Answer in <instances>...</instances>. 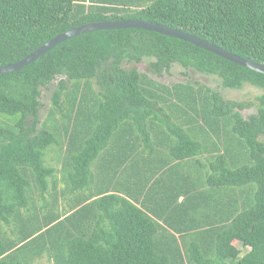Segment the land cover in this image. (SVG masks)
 Returning a JSON list of instances; mask_svg holds the SVG:
<instances>
[{"label":"trees","instance_id":"obj_1","mask_svg":"<svg viewBox=\"0 0 264 264\" xmlns=\"http://www.w3.org/2000/svg\"><path fill=\"white\" fill-rule=\"evenodd\" d=\"M114 19L264 64V0H0V66ZM174 64L184 79L163 80ZM193 73L262 92L225 99ZM42 260L264 264V73L137 27L73 35L0 73V264Z\"/></svg>","mask_w":264,"mask_h":264},{"label":"water","instance_id":"obj_2","mask_svg":"<svg viewBox=\"0 0 264 264\" xmlns=\"http://www.w3.org/2000/svg\"><path fill=\"white\" fill-rule=\"evenodd\" d=\"M127 27H137V28H143L147 30H154L156 32H159V33H162L168 36L180 38L182 40L193 43L194 45L200 46L216 55H219L225 58L226 60L232 61L236 64L252 69L254 71L264 73L263 63H259L251 59L243 58L205 39L199 38L185 31L171 28L164 24H159V23L146 21V20L144 21V20H139V19H119V20L114 19V20L92 21V22L80 24L78 26H74L72 28H69L55 35L54 37L49 39L47 42H45L44 44H42L41 46H39L38 48L30 52L23 58L15 62H12V63L1 65L0 73L17 70L27 65L28 63H30L37 57L41 56L43 53H45L48 49H50L54 45L58 44L59 42L73 35L91 31V30H97V29H113V28H127Z\"/></svg>","mask_w":264,"mask_h":264},{"label":"rangeland","instance_id":"obj_3","mask_svg":"<svg viewBox=\"0 0 264 264\" xmlns=\"http://www.w3.org/2000/svg\"><path fill=\"white\" fill-rule=\"evenodd\" d=\"M143 63L142 65H144ZM183 69L179 65H172V67L169 70V73H164L162 79L165 81H172L176 79H184L180 74ZM192 78L202 80L209 84L212 88L218 90L221 95L225 99H234V100H247L253 98L255 95L259 94L262 92L261 89H258L254 86H251L249 84H244L241 88L239 89H230V88H224L221 84L220 81L213 76H205L199 73H193L190 75ZM52 86H47L45 88H42V96H41V107H40V114L39 116H42L44 111L46 110V105H47V98L49 97L52 88ZM254 111V107H249L241 110L242 114L244 116H247L249 113ZM44 264H50L46 260H42Z\"/></svg>","mask_w":264,"mask_h":264}]
</instances>
